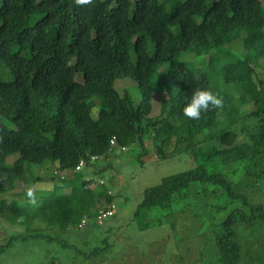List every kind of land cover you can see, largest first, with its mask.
<instances>
[{"label":"trees","instance_id":"obj_1","mask_svg":"<svg viewBox=\"0 0 264 264\" xmlns=\"http://www.w3.org/2000/svg\"><path fill=\"white\" fill-rule=\"evenodd\" d=\"M185 54L207 57V67L190 66L181 59ZM262 62L264 0H93L84 6L75 0H0V194L28 184L27 165L54 169L62 180L53 176L49 181H58L61 190L70 188L45 196L32 209L2 197L0 218L13 226L30 228L38 222L65 232L103 226L117 214L116 209L113 217L96 222L102 211L116 206L114 194L103 181L101 189L91 178L73 182L84 174H101L110 166L100 168V160L132 147L141 150L139 162L150 154L163 161L186 154L196 163L195 169L144 191L133 219L142 230L151 227L155 212L175 217L174 209L183 206L195 185L213 187L194 190L196 195L224 199L218 211L239 202L249 205L236 183L210 168L242 165L246 178L264 181ZM161 68L176 95L162 100L152 117L153 98L165 90ZM126 78L141 92L136 108L128 91L121 96L115 88ZM198 87L217 93L223 107L195 121L183 109ZM221 112L228 120L220 118ZM14 155L19 158L9 166ZM92 157L99 159L92 162ZM82 160L84 168L76 171ZM180 211L183 216L185 208ZM84 219L88 222L80 229ZM239 223L264 224V205L253 206L248 216L235 209L212 219L216 259L211 264H242ZM8 239L0 253L20 236ZM102 252L98 248L92 255L98 258Z\"/></svg>","mask_w":264,"mask_h":264},{"label":"rangeland","instance_id":"obj_2","mask_svg":"<svg viewBox=\"0 0 264 264\" xmlns=\"http://www.w3.org/2000/svg\"><path fill=\"white\" fill-rule=\"evenodd\" d=\"M235 52L236 50L232 53ZM181 59L200 70L207 67V57L195 58L185 54ZM263 68L264 62L258 71L264 72ZM158 77L165 82V90L153 98L152 117L159 114L162 100L171 99L173 93L176 95L172 81L166 76V68L159 70ZM5 79L8 80L7 77ZM115 88L121 96L128 91L134 99V107L139 105L141 92L135 81L129 78L118 80ZM99 110L100 101L97 100L96 107L92 111L93 117H97ZM220 118L228 120L223 112L220 113ZM200 139L201 136L196 137L197 142ZM140 152V148L137 147H132L126 152L118 149L107 160H100L98 163L100 168L104 166L110 168L96 176L84 174L73 182L78 184L82 178H91L94 182L93 186L101 189L100 182L103 181L115 196L117 209L115 218L110 219L103 226L91 225L83 231L68 232L47 229L44 224L38 222L30 228L13 226L0 218V247L7 244L8 238L20 236V239L0 253V264H104V259L105 264H211L216 259L215 256L213 257L215 254L213 245L210 243L214 239L209 230L212 219L221 220L235 209H240L248 216L252 214L253 206L264 205V181L260 183L256 179L246 178L242 165L212 167L210 172L222 173L236 183L237 192L247 197L249 205L239 202L230 205L227 210L218 211L216 208L223 204L224 199H217L212 194L196 195L194 190L205 191L207 188L212 190L213 187L195 185L188 190L184 207L176 206L178 209H174V215L177 214L175 217L170 216L169 211L155 212L150 218L151 227L142 230L133 219L144 191L161 184L166 177L195 169L196 163L186 154L165 161L150 154L139 162ZM18 158L19 155L8 158V165L12 166ZM53 170L27 165L28 184H18L14 192L0 194V200L4 198L15 204H29L32 209L40 205L47 195L59 194L61 191L69 192L70 188L61 190L57 186L60 185L58 181H49L53 176L62 180L60 175H54ZM35 177H42L44 181L34 185L32 180ZM30 187L35 189L36 205L28 202L26 193ZM197 206L200 210L207 209V206L213 207L214 211L212 209L208 212L207 210L198 212ZM183 208L186 212L184 211L181 216L180 210ZM206 230L209 233L205 234ZM237 230L238 240L245 247L242 249L244 252L241 257L242 264H264V224L257 223L248 227L239 223ZM36 234L39 235L38 238L23 239L27 235ZM98 248L103 249V252L95 258L92 254ZM246 250H250L252 258L247 256Z\"/></svg>","mask_w":264,"mask_h":264},{"label":"clouds","instance_id":"obj_3","mask_svg":"<svg viewBox=\"0 0 264 264\" xmlns=\"http://www.w3.org/2000/svg\"><path fill=\"white\" fill-rule=\"evenodd\" d=\"M76 5L84 6L91 5L93 0H75ZM223 107V99L217 94L207 88H197L193 91L190 101L183 109V115L190 120L200 121L204 114L213 109ZM28 202L36 205L37 197L35 189L30 187L27 190Z\"/></svg>","mask_w":264,"mask_h":264},{"label":"built area","instance_id":"obj_4","mask_svg":"<svg viewBox=\"0 0 264 264\" xmlns=\"http://www.w3.org/2000/svg\"><path fill=\"white\" fill-rule=\"evenodd\" d=\"M111 145L112 147L116 146V140L115 138L111 141ZM121 151H125V148H121ZM99 159V157H92L91 161L92 162H97V160ZM85 166V161L82 160L79 165L76 167V171H80L82 168H84ZM116 214V206L113 205L112 208L108 211H102L99 216L97 217L96 222L98 224H102L104 221L108 220L109 218L113 217ZM88 219H84L82 221V223L80 224L79 228L82 229L85 227V225L87 224Z\"/></svg>","mask_w":264,"mask_h":264}]
</instances>
